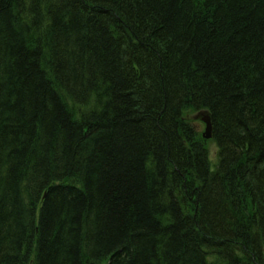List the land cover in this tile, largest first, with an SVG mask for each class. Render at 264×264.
Listing matches in <instances>:
<instances>
[{
  "label": "trees",
  "instance_id": "trees-1",
  "mask_svg": "<svg viewBox=\"0 0 264 264\" xmlns=\"http://www.w3.org/2000/svg\"><path fill=\"white\" fill-rule=\"evenodd\" d=\"M0 264H264V0H0Z\"/></svg>",
  "mask_w": 264,
  "mask_h": 264
},
{
  "label": "rangeland",
  "instance_id": "rangeland-1",
  "mask_svg": "<svg viewBox=\"0 0 264 264\" xmlns=\"http://www.w3.org/2000/svg\"><path fill=\"white\" fill-rule=\"evenodd\" d=\"M93 106H94V104H92L89 109H91ZM71 109L74 110L75 108L71 107ZM205 112L207 113V111H205V110H200L198 112H195V111L190 110V109H184L182 111V119L185 120L186 122L198 123V122H200L202 116L205 115ZM200 129H201L200 132H203V129H204L203 124H202V128H200ZM204 142H205L204 147L206 148L208 155H209L208 159H209V161H211L210 164L211 163L214 164L216 161V147H215L214 143L212 142V140H204ZM198 147H200L202 149L204 148L202 146L201 140L198 141ZM211 167H213V165H211Z\"/></svg>",
  "mask_w": 264,
  "mask_h": 264
},
{
  "label": "water",
  "instance_id": "water-1",
  "mask_svg": "<svg viewBox=\"0 0 264 264\" xmlns=\"http://www.w3.org/2000/svg\"><path fill=\"white\" fill-rule=\"evenodd\" d=\"M202 121L205 123V130H204V133L202 134V136L205 139H209L211 137V125H210L209 117L204 116L202 118Z\"/></svg>",
  "mask_w": 264,
  "mask_h": 264
}]
</instances>
